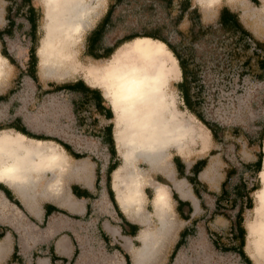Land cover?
<instances>
[{
	"label": "rangeland",
	"instance_id": "obj_1",
	"mask_svg": "<svg viewBox=\"0 0 264 264\" xmlns=\"http://www.w3.org/2000/svg\"><path fill=\"white\" fill-rule=\"evenodd\" d=\"M107 1L108 0H97L96 3L95 0L93 1L98 7L95 12L91 14L87 27L84 28L79 42L74 46L75 51L73 52L72 57L67 60L61 68L42 69L39 65V57L36 50L37 78L38 83L43 89L47 88L51 82L62 83L64 81L81 78L89 85L100 88L104 95L102 88L98 85L96 86L88 68L92 65L106 63V59L96 60L86 54V37L89 31L104 14L107 7ZM192 1L198 8L204 24L214 23L217 19L219 10L222 7H227L238 14L241 22L255 38L264 41V0H257V2H253L252 0H212L210 1V4L208 0ZM32 2L39 13L37 28L38 47L44 33L43 2L42 0H32ZM7 3L8 0H0V29L6 24L5 9ZM141 10L145 11V14L143 15L144 18L142 17L144 24H136L134 29H139L141 26L149 29L152 26V11L147 8ZM187 24V22L182 23L181 29H184ZM125 29H127L126 25ZM219 32L220 31L217 32V35L208 34L204 40L200 41L201 43L198 46H194L193 48V53H196V55H199L201 59L204 60L202 65L206 67V72L203 73V79L205 82L203 110L205 116L210 121L225 127L227 130L225 132L227 146L234 142L237 143V148L234 152L232 147L225 148L222 146L220 150H230L227 155L230 154L233 159L240 161L248 160L254 158L256 151L259 149V138L257 135L259 127L264 120V81H258L255 77H252V75H247L245 73L240 74V66L238 63H229V54L231 53L229 51H231L230 48L234 47L235 40L230 35L223 36L222 34L221 36ZM3 43H5L7 52L17 62V65L11 64L5 58L6 60L2 66L3 69L0 76V93L13 90L15 91L14 96L17 95L19 101L25 103L29 97L33 96L35 84L32 82H24L22 83V86H17L15 77L18 72V67L21 70L26 69L29 43L27 38L21 33H14L11 37L5 36L4 42L0 40V55H2L1 49ZM180 77L181 73L176 80L170 82L171 85L169 84V91L174 94L177 108L187 119H189L192 131L188 132V136L192 141L188 144V148L183 154L173 148H168L167 160L170 163L172 157L179 154L183 157V160L186 162L185 166L188 168L192 164L190 162H192L197 156L207 155L211 149L215 147L217 149L221 145L212 140L210 131L188 111L181 98V94L177 89V83ZM15 86L17 87L14 88ZM60 97H62L60 94L49 93L44 97V101L48 100L47 102L38 104L35 99L34 103L28 105V111L32 122L35 123V125L41 123L47 133L53 137L63 135L62 133L67 131V126H65V123H67V105L63 104ZM105 99L109 104L108 99L106 97ZM23 108V110H25L27 107L23 106ZM113 124L115 125L114 117ZM234 128H244L247 133L244 132V134H242V132L240 133L242 135L235 136L233 135L234 132L230 130ZM249 135L252 137V145L248 143L247 140ZM56 147L60 149L58 146ZM262 149L264 152V139L262 141ZM116 155L121 162L117 149ZM211 159H213V163H207L199 174L201 181H203L209 191L208 194L202 192V196L204 197L203 203H206V205H211L213 203L214 197L212 194L219 192L220 184L225 176L227 165L229 164L222 163L223 161H221V159L219 160V158L212 157ZM66 160L67 163L64 166L62 165L56 173L58 178L56 177V179L52 181H49L52 174L45 170H36L33 172L30 176L33 180L27 183H19L17 189L7 185L5 181L0 179V182H3L6 186L11 188L22 205V207L15 205L20 210L19 212L17 211L20 214L17 222L11 221L12 217L7 211H3L0 216V221L3 224V227L7 230H11V239H13V236L15 237L17 233L31 230L30 226H33V224L28 218L25 209L30 204L40 206L44 202L51 201L59 206L60 210L63 211L64 216L72 217L80 215L82 216L84 223L89 221V217L84 216L83 210L75 211L74 209H70L68 205L73 201L69 195L70 186L72 184L76 183L78 187L90 185L87 181L91 178L93 173V163H89V158L75 162L67 157ZM233 164H235L236 167H241V164L249 163ZM137 165L146 171L147 179L149 180L143 186L145 196L142 202V208L144 214L150 219L149 224L146 223V227L148 226L151 231H156L160 227V221L158 216L154 213L155 208L152 201L154 197V186L150 181H152L151 176L153 178L155 173L163 171L164 169H161V166L159 168H150L143 160H139ZM169 165L170 164H168V167L164 171H171ZM77 168L79 169V172L77 171ZM263 169L264 157L261 163V170L258 173L254 172L253 169L248 170L243 167L242 173L244 180L247 182V187L257 183L259 186L257 190L261 189L262 178L260 180V173ZM176 180L182 182L184 188H187L183 179ZM174 186L175 182L172 180L169 186V195H171V190ZM1 193L2 192L0 191V198ZM251 195L253 198V208L245 209L243 212V225L246 229L244 251L251 259L252 264H264L263 236L259 234L257 237V254L253 251L249 243L247 245L249 239L247 226L250 222L253 224H255L256 221L258 222L260 216L257 218L256 213L261 210H258L261 203L258 201L256 202V191ZM171 198L172 197L170 196L171 208L169 210V219L171 226L164 234H157L153 243L154 254L143 264H165L172 245L177 237V232L180 227L184 225V222L176 217L172 211L173 203ZM3 200L14 205L12 202L4 198V195ZM84 203L85 202L83 201L82 204ZM223 203L226 204L225 201ZM226 208V210L216 213L206 221H200L193 237L188 239L187 244L184 247L182 246L178 249L175 260H171L169 264H245L243 260L238 258V255L235 252L231 250L223 251L222 249H215L210 240L211 238H217L220 236L221 242L223 243L222 245H226V249L229 248L228 245L233 246L232 248L236 246L237 243L234 242L230 234L232 218L235 210L230 209L227 206ZM205 209L206 206L204 204L201 205L200 208L196 207V217L203 219L207 214ZM1 247L2 244L0 243V251H2ZM110 260L111 259L104 255L103 250L86 248L83 252V257L79 260L78 264H109L111 262ZM114 264L122 263L115 261ZM131 264H134L133 257Z\"/></svg>",
	"mask_w": 264,
	"mask_h": 264
},
{
	"label": "bare ground",
	"instance_id": "obj_2",
	"mask_svg": "<svg viewBox=\"0 0 264 264\" xmlns=\"http://www.w3.org/2000/svg\"><path fill=\"white\" fill-rule=\"evenodd\" d=\"M93 1L42 0L44 33L37 47L42 69L61 68L72 57L74 46L98 7ZM208 1L210 4L212 0ZM5 60L0 55V76ZM88 69L96 86L102 88L114 114V141L121 158V164L113 172L112 187L116 199L126 212L135 213L142 222L149 224L150 219L142 208L145 173L137 162L143 160L153 166L163 161L168 148L183 154L192 141L188 136L192 131L189 119L177 108L174 94L169 91L170 82L181 73L178 62L164 42L136 37L117 47L106 63ZM56 146L52 141L0 130V179L15 189L19 183L31 182L33 178L30 176L36 170L50 172L49 181L56 179L58 170L67 163L64 151ZM261 178L262 186L256 190V202L261 203L258 210L262 211L256 213L257 218L260 216L258 222H250L247 226V245L249 243L256 254L258 235L264 239V169ZM153 186L154 213L159 218L160 227L151 231L147 226L141 232V245L133 252L134 264H143L152 257L157 234H164L171 226L169 188L160 182L153 183ZM175 188L183 197L191 195L180 182L175 183ZM3 211L11 215V221L17 222L20 210L4 201L1 193L0 216Z\"/></svg>",
	"mask_w": 264,
	"mask_h": 264
},
{
	"label": "trees",
	"instance_id": "obj_3",
	"mask_svg": "<svg viewBox=\"0 0 264 264\" xmlns=\"http://www.w3.org/2000/svg\"><path fill=\"white\" fill-rule=\"evenodd\" d=\"M252 1L257 2V0ZM145 8L152 11V26L149 29L142 26L139 29H134L136 24H144L142 17L144 18L143 15L145 11L141 9ZM5 10L6 24L0 29V40L4 42L5 36L11 37L14 33H21L27 38L29 43L27 69L20 72L19 78L27 76L30 81L35 84L36 97L39 99L45 97L49 93H57L61 96L72 97L71 101L74 107L76 103L82 106L84 103L89 104L94 101L96 110L100 109L98 103L103 99L100 88L90 86L81 78L73 81H64L62 83L51 82L45 89L40 86L37 78L36 55L39 19L38 10L35 8L32 0H8ZM184 22L188 24L184 29H181V24ZM125 25L127 29H125ZM218 31H220L219 33L221 36L222 34L223 36L230 35L235 40L234 47L230 48L231 51H229L231 53L229 54L228 52L229 63H238L240 66V74L245 73L247 75H252V77H255L258 81H264V41L255 38L241 22L238 14L227 7H222L219 10L217 19L214 23L204 24L200 12L193 4L192 0H108L104 14L86 37V54L96 60L108 59L117 47L136 37H150L164 42L177 59L181 70V81L177 83V89L181 94L185 106L188 111L210 131L212 140L219 143L221 147H225L227 146L225 137V132L227 130L225 127L210 121L205 116L203 110V99L205 98L203 73L206 72V67L202 65L204 60L201 59L199 55H196V53H193L194 46H198L201 43L200 41L204 40L208 34L217 35ZM1 53L11 64L17 65V62L7 52L5 43H3ZM12 92L13 90H8L5 94L0 95V104L1 102L7 101ZM19 123L20 121H16L13 124H0V130L15 128L31 138L56 141L75 158H82L85 156L83 153H75L67 143L47 135H37L27 131L25 127L19 125ZM230 130L234 132L233 135L235 136L242 135L244 132L247 133L244 128H234ZM257 137L259 138L260 150L257 154L256 162L241 164V167H236L235 164L229 163L225 171V176L220 184L219 192L212 194L214 199L211 205L203 203L204 197L202 196V192L208 194L209 191L204 183L197 178V175L206 166L209 155L214 154L216 150L211 149L207 156L197 160L191 165L189 171L192 172L193 175L189 178V182L193 184L194 192L200 199L201 205L204 204L206 206L205 211L207 214L203 219H194L191 226H188V230L184 228L183 231H181L180 238L170 255L169 263L171 260H175L178 249L182 247V245L184 247L188 239L193 237L200 221H206L216 213L226 210L227 206L235 210L230 234L237 244L234 248L228 245L229 248L226 249V245H222L223 243L221 242L220 236L211 238L210 240L215 249H222L223 251L231 250L235 252L238 258L243 260L245 264H252L251 259L244 251L246 229L243 225V212L245 209L253 208V198L251 194L256 191L259 186L256 183L247 187V182L244 180L242 171L243 167L248 170L253 169L256 173L261 170V163L264 157V152L262 151L264 120L259 127ZM251 139L252 137L249 135L247 140L250 144H252ZM110 143L112 146L110 152L116 157V148L111 133ZM236 144L237 143L234 142L227 146V148L232 147V149L236 151ZM173 160H179V157L174 156ZM113 163H116V161ZM113 163L109 165V172L115 169ZM182 166L183 168L185 167L184 164H182ZM181 172L182 170L178 173L180 177L183 175ZM161 182L167 184L165 180ZM0 190L6 194L7 198L12 200L13 195L2 182H0ZM71 190L77 196L90 197L89 191L84 188L80 189L77 184H72ZM111 196L112 201L115 203L112 191ZM172 198L178 202V205L182 204L190 207L189 201L180 200L175 191H172ZM224 201L226 204L223 203ZM14 202L20 207L17 201ZM49 206L51 205L45 204V209L47 210ZM59 211L63 212L61 210Z\"/></svg>",
	"mask_w": 264,
	"mask_h": 264
},
{
	"label": "crops",
	"instance_id": "obj_4",
	"mask_svg": "<svg viewBox=\"0 0 264 264\" xmlns=\"http://www.w3.org/2000/svg\"><path fill=\"white\" fill-rule=\"evenodd\" d=\"M21 71L22 70L18 67V72L15 77L17 86H22V83L24 82H31L27 76L19 78ZM179 81H181V77ZM6 92L0 93V95L5 94ZM14 94L15 91L11 93L7 101L1 102L0 104V124H13L16 121H20L19 125L24 126L25 130L31 133L47 135L69 144L75 153H86L85 156L82 158H75L56 141L43 140L52 141L65 152L71 161L76 162L81 159L89 158V163H93V173L91 178L87 181L90 185L80 187V189H87L90 193V197L77 196L72 192L71 186L69 191L70 198L73 201L68 206L75 211L83 210L84 216L89 217L88 222L84 223L82 220L83 218L80 215L72 217L64 216V213L59 211V206L51 201L44 202L40 206L30 204L25 208L28 218L33 224V226H30V231L17 233L15 237L13 236V239H11V230H7L3 227V224L0 221V243L2 244V251H0V264H78L79 260L82 259L83 252L86 248L103 250L104 255L111 259L109 264H114L115 261H119L122 264H131L133 252L141 245L140 234L145 229L146 222H142L139 216L135 213H127L120 206L112 187L113 172L121 163L117 155L114 157L110 152L112 149L110 133L114 140V114L110 105L107 103L105 96L102 94L103 99L98 103L100 105V109L98 110H96L94 101L89 104L84 103L82 106H79L76 103V106L74 107L71 101L72 97H60L63 104L67 105V123H65L67 131L63 132V135L53 137L47 133L41 123L35 125V123L32 122L28 111V105L34 103L35 99L38 104L47 102L48 100L44 101V97L39 98V100L36 97V89H33V96L29 97L25 103L19 101V97L17 95L14 96ZM23 106L27 108L23 110ZM3 130L19 132L15 128H6ZM25 136L31 138L27 135ZM220 148L221 146L217 149L216 147L213 148L216 152L209 155L207 163H213V159H211L212 157L219 158V160L221 159V161H223L222 163H255L257 160V154L260 150L259 147L254 158L240 161L233 159L230 154L227 155L230 150L225 149V151H223L220 150ZM225 148H227V146H225ZM207 155H199L190 163L193 164ZM175 156H178L179 160L174 161L173 156L169 163L166 156L163 161L155 163L153 166L146 163L150 168H159L161 166L160 168L164 170L168 167V164H170L169 167L171 171H158L153 175V178L151 176V184L156 182L163 183L161 181L165 180L167 184H164L169 188L172 180L176 183L180 182L176 179H183L186 183L187 189L191 193V195L183 197L179 194L175 186L171 190V197L172 191H175L180 200L189 201L190 207L182 204L178 205V202L171 198L173 203L172 211L176 217L184 222V225L180 227L177 232V237L172 245L165 264L169 263L170 255L180 238L181 231H183L184 228L188 230V226H191L192 221L197 218V211H195V208L201 207L200 199L194 192V186L189 182V178L193 175V173L189 171L192 164L186 168V162L183 160V157L179 154ZM115 161L116 163H113ZM112 163L115 165V169L109 172L108 168ZM182 164H184V168ZM180 170H182L181 173L183 174H181V177L178 175ZM201 172L202 171L197 175V178L200 181L199 174ZM144 173L142 191L145 183L149 181L145 170ZM201 182L203 183V181ZM180 183L183 184L182 182ZM6 188L10 190L13 198L12 200L7 198L6 194L0 190L4 197L16 206L18 205L15 204L14 201H17L20 207H22L19 198L14 195L11 188L8 186H6ZM111 191L113 192L116 204L111 199ZM83 201L85 202L84 204H82ZM45 204L51 206L46 210Z\"/></svg>",
	"mask_w": 264,
	"mask_h": 264
},
{
	"label": "flooded vegetation",
	"instance_id": "obj_5",
	"mask_svg": "<svg viewBox=\"0 0 264 264\" xmlns=\"http://www.w3.org/2000/svg\"><path fill=\"white\" fill-rule=\"evenodd\" d=\"M110 205V204H109Z\"/></svg>",
	"mask_w": 264,
	"mask_h": 264
}]
</instances>
